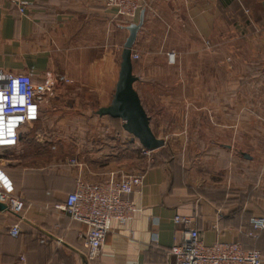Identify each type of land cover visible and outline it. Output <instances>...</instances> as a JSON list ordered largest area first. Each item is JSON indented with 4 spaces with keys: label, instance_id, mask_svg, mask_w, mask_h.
Here are the masks:
<instances>
[{
    "label": "crops",
    "instance_id": "obj_1",
    "mask_svg": "<svg viewBox=\"0 0 264 264\" xmlns=\"http://www.w3.org/2000/svg\"><path fill=\"white\" fill-rule=\"evenodd\" d=\"M26 2L21 13L17 3L0 0V75L30 74L36 85L55 89L56 97L50 108L39 111L35 123L18 128L14 146L0 148V167L24 203L18 221L0 212V264H16L17 254L24 255L25 264H173L169 250L178 229L176 215L193 218L203 244L238 241L244 249L258 251L264 264V232L254 239L247 236L251 217L264 214L256 205L259 181L252 178L247 183L246 203L236 208L243 192L240 187L235 191L227 176L235 163L231 148L220 145L219 156L222 152L227 160L217 162L220 167L213 176L192 164L187 168L172 159L155 161L164 147L149 157L142 155L139 144L122 129V121L117 133L108 127V118L99 116L97 121L103 124L99 130L105 131L104 137L95 136L99 146L79 147L80 138L68 135L70 127L90 115L83 112L84 117H78L76 100L65 96V89H110L102 107L110 103L119 70L115 62L131 26L138 27L132 55L139 52L140 58L145 53L142 46L154 41L164 47L175 44L170 38L187 39V45L205 52L208 42L223 45L232 40L227 33L264 50V0H145L131 22L114 17L95 0ZM171 51L173 63L192 60L193 55L199 59L191 48L183 56L177 49ZM133 74L137 75L134 70ZM58 77L71 83H56ZM67 138L73 143L70 154L63 151ZM249 157L248 167L256 166L260 158ZM68 159H75L77 166H70ZM129 173L143 177L140 189L124 197L136 211L124 224L112 221L99 257L89 262L86 227L55 206L64 203L77 179L102 183ZM16 222L20 235L12 238L8 230Z\"/></svg>",
    "mask_w": 264,
    "mask_h": 264
},
{
    "label": "rangeland",
    "instance_id": "obj_2",
    "mask_svg": "<svg viewBox=\"0 0 264 264\" xmlns=\"http://www.w3.org/2000/svg\"><path fill=\"white\" fill-rule=\"evenodd\" d=\"M228 36L232 40L223 45L205 44V52L200 51L198 45L190 47L184 41L187 39L180 38L168 39L175 44L164 47L157 45V41L143 45L145 53L140 58L136 52L139 59L133 61V70L139 79L136 90L150 117L151 129L165 142L164 150L155 161L172 159L187 168L192 164L207 169L216 176V169L227 160L221 156L222 152L219 156L220 145L228 146L234 153L235 163L227 176L231 183L234 181L235 191L240 187L243 192L235 201V207L246 203L247 183L256 178L259 181L256 182V205L264 210V50L236 38L234 33H227L225 37ZM190 48L197 51L198 60L194 55H190L194 59L188 61L173 63L168 59L169 55H174L171 50L177 49L183 56ZM117 61L115 64L119 65L120 59ZM109 91L65 89V96L73 102L76 100L77 116L83 118V112L90 115V120L85 118L80 120L79 126L70 127L68 135L80 138L79 147L87 148L88 144L97 147L95 136L104 137L105 131L99 130L103 124L97 121L95 111L108 103ZM55 97L50 99L46 109ZM109 124L108 127H119L117 122L115 126L112 122ZM60 134L66 135V131ZM67 139L63 151L70 154L73 143ZM240 153L257 156L260 160L249 168ZM247 247L251 248L249 243ZM16 261V264H25L24 255L17 254Z\"/></svg>",
    "mask_w": 264,
    "mask_h": 264
},
{
    "label": "built area",
    "instance_id": "obj_3",
    "mask_svg": "<svg viewBox=\"0 0 264 264\" xmlns=\"http://www.w3.org/2000/svg\"><path fill=\"white\" fill-rule=\"evenodd\" d=\"M19 5V12H23L26 0H7ZM103 8L113 13V16L125 22L133 21L139 10L145 7V0H95ZM133 60L138 59L136 54ZM168 59L173 62V55ZM56 83L69 84L70 80L58 77ZM55 95V89L45 85H36L30 74L0 75V131L9 144L14 146L17 141V130L20 126L33 124L37 121L39 111L43 109ZM1 140V139H0ZM142 155L149 157L151 152L140 148ZM70 166H77L76 160L68 162ZM143 177L140 174H121L117 179L99 184H88L77 179L74 190L66 196L63 204L55 206L57 211L65 213L68 218L84 227V242L86 259L94 262L100 255L106 234L112 221L124 224L132 219L136 208L124 197L140 189ZM0 203L6 205L16 221L23 211L24 203L15 194L12 182L0 167ZM173 222L178 229L173 235L169 254L173 257V264H263L261 255L256 250H246L240 242H213L203 244L199 239L194 220L189 216L176 215ZM249 238L254 239L259 232H264V214L253 216L249 221ZM20 234L16 222L11 225L8 235L17 238Z\"/></svg>",
    "mask_w": 264,
    "mask_h": 264
},
{
    "label": "water",
    "instance_id": "obj_4",
    "mask_svg": "<svg viewBox=\"0 0 264 264\" xmlns=\"http://www.w3.org/2000/svg\"><path fill=\"white\" fill-rule=\"evenodd\" d=\"M138 27H129V37L123 44L120 53L118 77L111 94L110 103L95 111L99 117H109L122 121V129L130 135V141L137 142L141 148L153 152L165 146L163 139L155 136L150 127L147 115L134 85L138 78L133 74L132 44ZM244 159L247 154L240 153ZM0 212H8L6 205L0 203Z\"/></svg>",
    "mask_w": 264,
    "mask_h": 264
},
{
    "label": "trees",
    "instance_id": "obj_5",
    "mask_svg": "<svg viewBox=\"0 0 264 264\" xmlns=\"http://www.w3.org/2000/svg\"><path fill=\"white\" fill-rule=\"evenodd\" d=\"M106 118H108L109 121L112 122V124H113L114 126L116 125V122H117L118 125H119V121H120V120H118V119H111V118H109V117H106ZM114 123H115V124H114ZM114 130L117 131V133H121V127H120V126H119V127H116V126H115ZM135 142H136V141H135ZM136 143H137V142H136ZM137 144H138V143H137ZM139 147H140V145H139ZM140 148H141V147H140ZM257 234H259V233H257ZM19 235H20V234H19ZM18 237H19V236H18ZM18 237H17V238H18Z\"/></svg>",
    "mask_w": 264,
    "mask_h": 264
},
{
    "label": "bare ground",
    "instance_id": "obj_6",
    "mask_svg": "<svg viewBox=\"0 0 264 264\" xmlns=\"http://www.w3.org/2000/svg\"><path fill=\"white\" fill-rule=\"evenodd\" d=\"M5 138V132H4V135H1V131H0V142H1V144H9V142L6 140V139H4Z\"/></svg>",
    "mask_w": 264,
    "mask_h": 264
}]
</instances>
